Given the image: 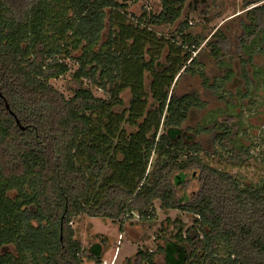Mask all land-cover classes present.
<instances>
[{"label": "trees", "instance_id": "16d2710c", "mask_svg": "<svg viewBox=\"0 0 264 264\" xmlns=\"http://www.w3.org/2000/svg\"><path fill=\"white\" fill-rule=\"evenodd\" d=\"M158 1L160 13L136 17L120 0H0V264L101 263L102 244L85 249L73 220L109 219L123 231L134 214L155 218L156 203L194 221L159 247L165 264H264V185L242 187L204 164L200 143L182 130L202 102L176 87L199 72L208 37L191 33L188 18L161 35L157 29L176 25L188 0ZM247 12L242 47L251 58L264 51V5ZM206 47L221 61V48ZM69 60L79 65L78 87L66 99L51 82L71 71ZM127 90L129 107L117 113ZM196 169L200 190L179 198ZM156 254L138 258L155 264Z\"/></svg>", "mask_w": 264, "mask_h": 264}, {"label": "rangeland", "instance_id": "374dc122", "mask_svg": "<svg viewBox=\"0 0 264 264\" xmlns=\"http://www.w3.org/2000/svg\"><path fill=\"white\" fill-rule=\"evenodd\" d=\"M120 1L128 6L129 16L139 17L144 12L158 14L162 11L158 0ZM246 1L188 0L177 24L161 27L157 31L170 37L178 24L188 18L191 33L208 37L199 54L202 64L199 72L196 75L186 74L176 87L179 95L196 93L202 102L200 107L192 110L182 130L194 135L193 142L200 143L203 151L199 156L204 164L232 175L242 187L257 189L264 185V51L262 46L258 47L250 58L244 52L242 41L246 39L244 25L250 23L247 11L261 7L264 1L249 6L245 5ZM103 33L96 49L108 40L109 28ZM208 41L222 49L221 61L211 55L210 48L206 47ZM80 55L81 50L75 52L76 57ZM165 57L166 53L162 62ZM249 59L251 62L247 63ZM68 63L71 71L51 83L66 99H71L78 87L74 76L79 65L74 60ZM146 76L149 91L152 79L149 74ZM218 85L221 87L214 90L213 87ZM84 86L97 97L109 98L104 90L89 82L84 81ZM130 100L131 93L127 90L123 93V108L115 112L121 113L129 107ZM20 127L25 129L22 125ZM127 131L132 129L127 128ZM191 173L187 188L178 190L179 198L194 197L200 190V170ZM155 209L153 219H140L137 214L127 217L123 231L120 230V222L109 219L87 215L74 219L71 227L85 249L89 250L96 243L103 247L101 263L84 258L83 264H141L138 258L140 251L157 253L155 264H165L159 247L174 242L178 227L182 225L186 231L194 221L192 215L181 210L165 211L159 203H156ZM8 249L15 254L13 247ZM225 251L224 246L219 245L216 253L222 256Z\"/></svg>", "mask_w": 264, "mask_h": 264}, {"label": "water", "instance_id": "95a60500", "mask_svg": "<svg viewBox=\"0 0 264 264\" xmlns=\"http://www.w3.org/2000/svg\"><path fill=\"white\" fill-rule=\"evenodd\" d=\"M0 97H2V94H1V93H0ZM5 102H6V107H7V109L10 111V106H9L8 102H7L6 100H5ZM10 113H11L13 116H15L14 113H13L12 111H10ZM17 123L20 124V121L17 120Z\"/></svg>", "mask_w": 264, "mask_h": 264}]
</instances>
